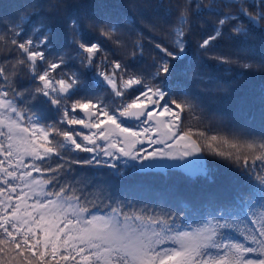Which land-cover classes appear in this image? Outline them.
Here are the masks:
<instances>
[{"label":"snow or ice","instance_id":"6c2138e0","mask_svg":"<svg viewBox=\"0 0 264 264\" xmlns=\"http://www.w3.org/2000/svg\"><path fill=\"white\" fill-rule=\"evenodd\" d=\"M130 6L59 32L41 14L63 0L0 16V264H264V90L257 110L185 127L201 119L188 82L214 90L193 21L213 18L195 47L216 69L264 73L215 51L264 32V0H183L163 26L145 16L163 0ZM214 165L231 175L195 200L125 183L153 169L214 183Z\"/></svg>","mask_w":264,"mask_h":264},{"label":"trees","instance_id":"16d2710c","mask_svg":"<svg viewBox=\"0 0 264 264\" xmlns=\"http://www.w3.org/2000/svg\"><path fill=\"white\" fill-rule=\"evenodd\" d=\"M41 3H48L49 0H39ZM153 4L157 0H151ZM29 0H0V16H8L19 9L24 8ZM132 0H63L64 7L61 9L60 15L54 14L51 10L45 8L42 17L45 22L56 32H59L61 25L68 16L103 13H128L132 14L134 9L130 6ZM183 3V0H163V7L147 8L145 16L148 20L163 26L166 21L170 22L175 19L174 6ZM172 10V16L168 17L166 10L169 7ZM195 36L193 38V52L196 59L194 66L203 68L208 76L212 78L214 89L211 92L205 91L199 87L194 81L188 82V88L199 95V115L201 119L194 120L191 117L186 121L185 127L200 125L201 127H215L221 122V114L233 111L241 103L250 107L252 110L259 109L262 90H264V73L247 72L238 65H232L230 72L218 70L214 67V62L208 60L207 57L201 58L196 52V40L202 34L210 32L213 25L212 17H204L203 21H193ZM217 53L225 55L245 57L254 65L264 62V32L256 30L247 37H239L237 39L221 40L215 49ZM122 52L116 53V58H120ZM147 65H140L141 69ZM227 88L225 93L220 90ZM260 129L257 128V132ZM87 155V154H81ZM213 173L214 183L208 182L203 178H190L182 173L179 169L167 170H149L147 174L134 175L125 183L141 184L154 191L163 189H172L185 200H195L206 193H212L223 187L227 178L231 175V170L223 165H214Z\"/></svg>","mask_w":264,"mask_h":264},{"label":"rangeland","instance_id":"374dc122","mask_svg":"<svg viewBox=\"0 0 264 264\" xmlns=\"http://www.w3.org/2000/svg\"><path fill=\"white\" fill-rule=\"evenodd\" d=\"M169 163H173V162H169ZM153 170H156V169H153Z\"/></svg>","mask_w":264,"mask_h":264}]
</instances>
